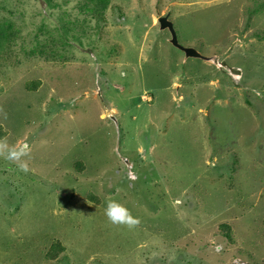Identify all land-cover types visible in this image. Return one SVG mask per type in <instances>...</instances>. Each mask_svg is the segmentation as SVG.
<instances>
[{
	"label": "rangeland",
	"instance_id": "rangeland-1",
	"mask_svg": "<svg viewBox=\"0 0 264 264\" xmlns=\"http://www.w3.org/2000/svg\"><path fill=\"white\" fill-rule=\"evenodd\" d=\"M0 264H264V0H0Z\"/></svg>",
	"mask_w": 264,
	"mask_h": 264
},
{
	"label": "clouds",
	"instance_id": "clouds-1",
	"mask_svg": "<svg viewBox=\"0 0 264 264\" xmlns=\"http://www.w3.org/2000/svg\"><path fill=\"white\" fill-rule=\"evenodd\" d=\"M28 152L29 148L25 145L21 147L19 151L13 150L10 152L7 158L10 160H19L22 156L27 155ZM22 167L25 171L27 170L26 165H22ZM106 215L113 223H123L126 221V218L128 220L131 219L128 210L116 201H110L108 203Z\"/></svg>",
	"mask_w": 264,
	"mask_h": 264
},
{
	"label": "water",
	"instance_id": "water-1",
	"mask_svg": "<svg viewBox=\"0 0 264 264\" xmlns=\"http://www.w3.org/2000/svg\"><path fill=\"white\" fill-rule=\"evenodd\" d=\"M168 17H161L159 19L160 28L161 30H169L171 33L172 39L171 44L178 48L179 50L183 51L186 54L187 58H201V55L197 52L196 49L191 47H185L179 43L178 36L172 21L168 20Z\"/></svg>",
	"mask_w": 264,
	"mask_h": 264
},
{
	"label": "trees",
	"instance_id": "trees-1",
	"mask_svg": "<svg viewBox=\"0 0 264 264\" xmlns=\"http://www.w3.org/2000/svg\"><path fill=\"white\" fill-rule=\"evenodd\" d=\"M54 248H57V246H56V247H54V246H53V248H52V251H55V249H54ZM52 251H51V252H52ZM50 255H52V254H50Z\"/></svg>",
	"mask_w": 264,
	"mask_h": 264
},
{
	"label": "built area",
	"instance_id": "built-area-1",
	"mask_svg": "<svg viewBox=\"0 0 264 264\" xmlns=\"http://www.w3.org/2000/svg\"><path fill=\"white\" fill-rule=\"evenodd\" d=\"M222 66V65H221Z\"/></svg>",
	"mask_w": 264,
	"mask_h": 264
}]
</instances>
